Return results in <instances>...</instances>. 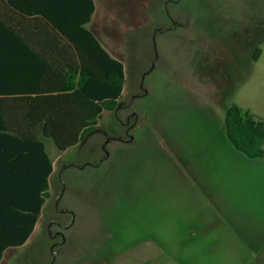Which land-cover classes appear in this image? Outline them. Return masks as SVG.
I'll return each mask as SVG.
<instances>
[{
  "label": "rangeland",
  "instance_id": "rangeland-1",
  "mask_svg": "<svg viewBox=\"0 0 264 264\" xmlns=\"http://www.w3.org/2000/svg\"><path fill=\"white\" fill-rule=\"evenodd\" d=\"M261 1L216 0L218 9L206 11L200 5L201 12L195 9L198 0H183L176 19L185 21V14L192 11L200 28L192 22L188 31L177 33L178 25V30L167 33L173 36L169 43L158 27L163 0H96V34L124 63L131 81L128 87L126 79L120 102L144 92L138 89L142 72L149 70L154 53L159 57L144 79L148 92L134 100L140 122L130 130L135 141L119 144L126 154L110 168L93 166L100 155L90 156L82 144L95 137V131L63 152L48 140L57 184L51 185L52 196L28 243L7 252L2 264L49 263L47 226L50 216H56L54 203L68 173L106 184L105 199H110L86 203L66 192L61 205L72 206L77 217L67 230L72 240L69 254L60 256L63 264H256L240 255L234 221L239 214L244 222L250 217L245 232L251 234L264 227V156L250 157L237 150L224 119L233 104L264 119ZM132 48L145 56L140 66L129 70L135 62ZM258 48L262 56L255 60ZM113 115L104 111L99 129L107 130ZM109 132L98 133L101 138L116 136V131ZM114 145L109 144L111 151ZM58 217L69 222L68 216ZM259 263L264 264V255Z\"/></svg>",
  "mask_w": 264,
  "mask_h": 264
},
{
  "label": "trees",
  "instance_id": "trees-1",
  "mask_svg": "<svg viewBox=\"0 0 264 264\" xmlns=\"http://www.w3.org/2000/svg\"><path fill=\"white\" fill-rule=\"evenodd\" d=\"M86 2L82 25L91 22L96 8L94 0ZM9 3L29 15L35 11L19 5L17 0ZM40 11L51 19L46 10ZM82 32V41L89 47L85 52L86 79L80 87L51 97L0 98V264L7 252L26 245L52 196L55 167L47 140L51 139L59 152L78 146L89 133L98 130L104 111L114 112L123 98L124 63L111 55L91 29L83 26ZM63 34L81 45L79 39ZM37 39L48 40V32ZM19 108L21 112L16 111ZM34 108L41 111H32ZM15 120L26 124H13ZM224 121L227 136L237 150L250 157L264 156L263 118L243 113L233 104L227 108Z\"/></svg>",
  "mask_w": 264,
  "mask_h": 264
},
{
  "label": "crops",
  "instance_id": "crops-1",
  "mask_svg": "<svg viewBox=\"0 0 264 264\" xmlns=\"http://www.w3.org/2000/svg\"><path fill=\"white\" fill-rule=\"evenodd\" d=\"M17 1L19 5L35 11L29 15L9 3V0H0V98L51 97L76 90L86 79L84 68L88 65L85 52L89 46L86 41H82V27L91 29L103 45L93 24L98 11L96 0L91 22L84 25L86 0ZM42 9L51 15V19L42 15ZM45 32H48V40L37 39ZM64 32L79 39L81 45H77ZM16 111L21 112L22 108ZM32 111H41V108ZM15 121L13 124H26V121ZM249 218L245 216V222L241 214L235 218L236 235L233 237L239 242L237 245L240 246L241 256L261 264L264 227L256 228L255 234L245 232L246 220L249 221ZM227 220L229 227H232V217ZM145 264H149V261Z\"/></svg>",
  "mask_w": 264,
  "mask_h": 264
},
{
  "label": "flooded vegetation",
  "instance_id": "flooded-vegetation-1",
  "mask_svg": "<svg viewBox=\"0 0 264 264\" xmlns=\"http://www.w3.org/2000/svg\"><path fill=\"white\" fill-rule=\"evenodd\" d=\"M183 0H163V2H161V4H163L162 10H161V14L162 16L160 17L159 22L160 26H158L159 31L163 33V38L164 40H166L167 42H171L168 41L170 39H172L173 36H168V32L171 31H175L176 29L178 30V25L181 26L180 30L177 33H184L185 31H188L187 29H189L190 27H193L192 25V17L194 16L192 11H188L185 15H186V20L185 21H181L178 20L176 18H179L180 16L176 15L179 10L178 9V3H180ZM202 1H208V3L202 2ZM198 0V3H196V7L195 9H198L200 7V5H203V7H205L206 11L209 8H214V9H218L216 7V3H214V1L216 0ZM213 1V5L210 3ZM221 2V0H219ZM201 2V4H200ZM218 2V1H217ZM207 4V5H206ZM211 5V6H210ZM220 5V4H219ZM258 9L259 11L263 12L264 11V3H262V1L259 3L258 5ZM199 10L202 12L204 11L203 9L201 10L199 8ZM176 15V16H175ZM215 19L218 21H225L223 20V18L220 16H215ZM179 23V24H178ZM194 23V22H193ZM195 25V23H194ZM196 26V25H195ZM183 27V28H182ZM197 27V26H196ZM200 28V26H198ZM197 27V28H198ZM157 29V30H158ZM158 31V32H159ZM178 39V38H177ZM179 40V39H178ZM182 44H184V42H182L181 40H179ZM184 45H188V43L184 44ZM189 46V45H188ZM189 48L191 49V47L189 46ZM137 48H132V53L134 54L135 57V62L134 63H130L129 65V70L133 69L138 66H140L141 64V57H144L145 55H137ZM261 49L258 48L257 52L255 53V55L253 56L255 60H259L260 55H261ZM154 52V49H153ZM155 52H156V46H155ZM192 53V51H191ZM136 54V55H135ZM262 56V55H261ZM159 57L157 55V53H154V61L152 63V65L150 66L149 70H145L144 72H142V76H141V81L138 84V89L144 90L143 93L140 94V92H134L131 96V99L129 101H124V102H120L117 105V108L114 111V115L112 116L111 120H110V126L105 128H98L99 130H96V136L95 137H91L89 140H87V142H83L86 143L84 148L86 147L87 149L89 148V154L90 156H92L93 154H97L98 153V158L97 161L95 163H92L93 166H101V165H105V167L107 165L111 167H113V164L116 161H122L124 155L126 154V150H124L122 147V145L119 144H124L122 143V141L124 142H129V143H133L135 141V136H133V134H130V130L131 129H136L139 127V112L138 110L133 107L134 106V100L135 98H138L142 95H144L146 92H148V90L146 89L145 85H144V79L146 77V75L148 73H150V71L153 70V68L156 66V63L158 61ZM137 62V64H136ZM133 67V68H132ZM126 79H128V76L126 77ZM128 87L131 86V81L130 78L128 79ZM127 82H126V86H127ZM100 124H98L99 126ZM101 127V126H99ZM111 131L109 133H113L116 131V133H114L116 136H108L106 138H101L100 137V133H104L106 131ZM100 131V133H98ZM124 132V133H123ZM107 134V133H105ZM124 134V135H123ZM130 134V136H128ZM126 136L127 139L125 138ZM84 140V139H83ZM110 143H115V147L113 148V151H111V147H109ZM130 144V145H131ZM84 145V144H83ZM106 161V162H105ZM71 165L75 163H70ZM69 164V166H70ZM69 166L65 167L66 169L69 170ZM78 167H82V165H78ZM66 176V181L65 182V177L64 180L61 182L62 183V188L64 189V192L61 196V199L58 203V205H56V201L54 203V212L56 216H50V220H49V224L47 226L48 231H47V238L48 241H50V246H49V254H50V261L48 264H63L64 260L62 261L61 257L62 253H64V257L69 254V252H67V248L69 246V243H71L72 238L68 237L67 234V230L73 225V223L76 220L77 214L74 210V208L70 205H67L66 203L63 205H61V202L64 200L63 198L66 196V192L70 191L72 194L69 195L72 198L77 197L78 199H81L82 202H86L89 203L91 201L96 202L98 199L99 200H106L108 201L110 199V197H108L107 199H105V195L104 192H107L108 188H106V184L101 185L100 181H90L88 182L87 179L83 178L81 174L79 173H71V174H65ZM109 180H111L110 177H108ZM106 180V179H105ZM114 180V178H112V181ZM84 182H86V185H82ZM54 183H56L55 180H53V185ZM90 183V184H89ZM59 184V183H58ZM60 185V184H59ZM56 186V185H55ZM108 186H111L110 184ZM61 192V191H60ZM94 199L92 198V196L94 195ZM50 213V212H49ZM48 213V214H49ZM58 216H68L69 217V222L68 223H62L60 221V219H58ZM73 219V222H72ZM72 222V224H71ZM74 237V235H73ZM43 237H41L42 239ZM54 253H55V257H54ZM67 253V254H66Z\"/></svg>",
  "mask_w": 264,
  "mask_h": 264
},
{
  "label": "water",
  "instance_id": "water-1",
  "mask_svg": "<svg viewBox=\"0 0 264 264\" xmlns=\"http://www.w3.org/2000/svg\"><path fill=\"white\" fill-rule=\"evenodd\" d=\"M85 140V139H84ZM64 189L65 188H63L62 190H61V192H59V194H58V196H57V198H56V205H58V203H59V201H60V199H61V196H62V194H63V192H64ZM72 222H73V219H72ZM72 222H71V224H72ZM54 257H55V253H54Z\"/></svg>",
  "mask_w": 264,
  "mask_h": 264
}]
</instances>
